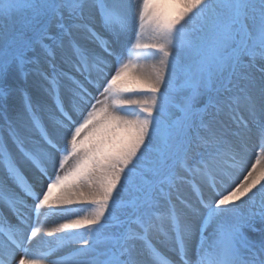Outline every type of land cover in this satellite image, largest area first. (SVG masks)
<instances>
[{"label":"snow or ice","instance_id":"1","mask_svg":"<svg viewBox=\"0 0 264 264\" xmlns=\"http://www.w3.org/2000/svg\"><path fill=\"white\" fill-rule=\"evenodd\" d=\"M257 145L264 0H0V264H264Z\"/></svg>","mask_w":264,"mask_h":264},{"label":"bare ground","instance_id":"2","mask_svg":"<svg viewBox=\"0 0 264 264\" xmlns=\"http://www.w3.org/2000/svg\"><path fill=\"white\" fill-rule=\"evenodd\" d=\"M17 103H18V101H17ZM253 153L254 154L250 156V161L251 162H255L257 156H260L261 162H262V164H264V153H260L259 148H258V145H257L256 148L253 149ZM248 167L249 168L251 167V163H249ZM244 175H247V172H244V173L240 174L238 176V179L239 180H243ZM59 222H62V221H60V220L55 221V223H59ZM53 226H55V224Z\"/></svg>","mask_w":264,"mask_h":264},{"label":"rangeland","instance_id":"3","mask_svg":"<svg viewBox=\"0 0 264 264\" xmlns=\"http://www.w3.org/2000/svg\"><path fill=\"white\" fill-rule=\"evenodd\" d=\"M49 225V224H48ZM50 226V225H49ZM47 230V229H46Z\"/></svg>","mask_w":264,"mask_h":264}]
</instances>
